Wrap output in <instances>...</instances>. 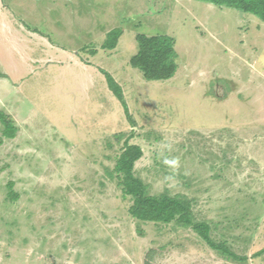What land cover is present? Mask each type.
Instances as JSON below:
<instances>
[{"label": "rangeland", "instance_id": "rangeland-1", "mask_svg": "<svg viewBox=\"0 0 264 264\" xmlns=\"http://www.w3.org/2000/svg\"><path fill=\"white\" fill-rule=\"evenodd\" d=\"M140 33L175 39L172 78L131 65ZM0 111L18 127L7 138L0 121V264H264L259 16L210 0H0ZM126 142L143 149L134 171L151 194L190 199L247 260L133 218L114 172Z\"/></svg>", "mask_w": 264, "mask_h": 264}, {"label": "trees", "instance_id": "trees-1", "mask_svg": "<svg viewBox=\"0 0 264 264\" xmlns=\"http://www.w3.org/2000/svg\"><path fill=\"white\" fill-rule=\"evenodd\" d=\"M218 6H228L253 13L264 21V0H210ZM121 29H114L103 48L114 49L121 36ZM139 50L131 59V65L140 69L149 80H167L172 78L178 70V53L175 48V39L169 35L159 34L147 36L137 35ZM108 86L114 95L122 102L125 112L129 115V107L122 85L107 70L102 69ZM0 121L4 125L3 134L7 138H15L18 127L3 111H0ZM143 156V149L137 144L126 142L117 158L114 172L122 185L125 196L132 198L129 207L131 216L143 222L171 223L177 222L182 226L192 227L208 245L217 250L227 259L238 261L247 260V256L236 253L226 242H217L212 237L211 225L205 221H197L193 211L192 201L179 195L163 193L153 195L147 184L135 175V163ZM14 183H9V197L17 199L18 194L13 189ZM264 254V248L255 253V256Z\"/></svg>", "mask_w": 264, "mask_h": 264}]
</instances>
